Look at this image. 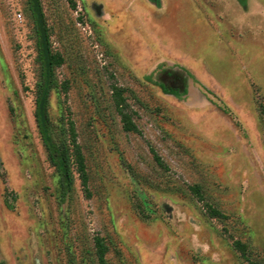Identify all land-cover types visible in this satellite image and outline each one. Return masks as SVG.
<instances>
[{"label":"rangeland","instance_id":"374dc122","mask_svg":"<svg viewBox=\"0 0 264 264\" xmlns=\"http://www.w3.org/2000/svg\"><path fill=\"white\" fill-rule=\"evenodd\" d=\"M39 3L74 179L29 0H0V264H264V0Z\"/></svg>","mask_w":264,"mask_h":264},{"label":"trees","instance_id":"16d2710c","mask_svg":"<svg viewBox=\"0 0 264 264\" xmlns=\"http://www.w3.org/2000/svg\"><path fill=\"white\" fill-rule=\"evenodd\" d=\"M243 5L246 4V0H239ZM30 8L33 11L34 24L37 32V47L39 52V61L41 64V81L38 84L37 96H36V108H35V119L38 126L39 133L42 137L43 143L47 149L50 163L56 168L60 179L63 190V195L67 194V191L73 184V172H72V161L69 154V147L65 144L55 145L49 141L51 124L49 120L48 105L49 96L53 87L55 77V66L60 65L63 61L61 56H55L52 54L49 44V35L47 26L44 22L43 12L39 3V0H29ZM166 87V86H165ZM175 92V91H174ZM177 94V92H175ZM117 95V107L122 115L124 122V128L128 131L136 129L132 123L130 116L125 114L122 110L121 92L116 91ZM79 171L83 177V183H86L85 172L82 162L79 164ZM99 248L100 260L103 261L104 246L102 242L97 243ZM238 248L243 249L242 245L238 242Z\"/></svg>","mask_w":264,"mask_h":264},{"label":"crops","instance_id":"0c3cea01","mask_svg":"<svg viewBox=\"0 0 264 264\" xmlns=\"http://www.w3.org/2000/svg\"><path fill=\"white\" fill-rule=\"evenodd\" d=\"M245 10H247L248 9V4H249V0H246V4H242V3H240V1L239 0H236ZM158 2V1H157ZM157 2H155L156 4H157Z\"/></svg>","mask_w":264,"mask_h":264}]
</instances>
